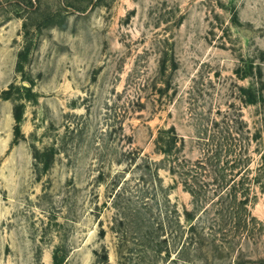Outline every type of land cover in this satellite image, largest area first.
I'll return each mask as SVG.
<instances>
[{
	"label": "rangeland",
	"instance_id": "rangeland-1",
	"mask_svg": "<svg viewBox=\"0 0 264 264\" xmlns=\"http://www.w3.org/2000/svg\"><path fill=\"white\" fill-rule=\"evenodd\" d=\"M0 264H264V0H0Z\"/></svg>",
	"mask_w": 264,
	"mask_h": 264
},
{
	"label": "trees",
	"instance_id": "trees-1",
	"mask_svg": "<svg viewBox=\"0 0 264 264\" xmlns=\"http://www.w3.org/2000/svg\"><path fill=\"white\" fill-rule=\"evenodd\" d=\"M14 118H15L16 122H18V121H19V118H20V116H19L17 113H15V114H14Z\"/></svg>",
	"mask_w": 264,
	"mask_h": 264
}]
</instances>
